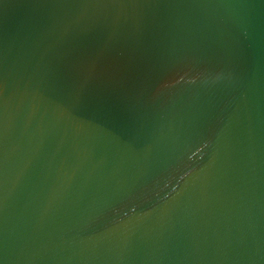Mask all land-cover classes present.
Segmentation results:
<instances>
[{
	"label": "water",
	"instance_id": "water-1",
	"mask_svg": "<svg viewBox=\"0 0 264 264\" xmlns=\"http://www.w3.org/2000/svg\"><path fill=\"white\" fill-rule=\"evenodd\" d=\"M0 264H264V0H0Z\"/></svg>",
	"mask_w": 264,
	"mask_h": 264
}]
</instances>
